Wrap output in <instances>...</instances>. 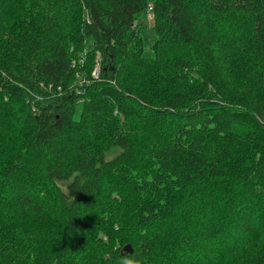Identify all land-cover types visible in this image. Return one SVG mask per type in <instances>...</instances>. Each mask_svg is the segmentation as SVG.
Segmentation results:
<instances>
[{"label":"trees","instance_id":"trees-1","mask_svg":"<svg viewBox=\"0 0 264 264\" xmlns=\"http://www.w3.org/2000/svg\"><path fill=\"white\" fill-rule=\"evenodd\" d=\"M0 264H264V0H0Z\"/></svg>","mask_w":264,"mask_h":264},{"label":"rangeland","instance_id":"rangeland-1","mask_svg":"<svg viewBox=\"0 0 264 264\" xmlns=\"http://www.w3.org/2000/svg\"><path fill=\"white\" fill-rule=\"evenodd\" d=\"M138 21H140L144 26H146L144 28L143 32H142V35L144 37V54L146 56H152L153 55L152 45H153V43L156 40V34H155L154 30L151 28L152 18L146 12V13H143L138 18ZM76 116H77V113H76ZM119 151H120L119 148L113 147L112 149H110V151H108V153L106 154V156H107V158H112L116 154H118ZM66 184H67V181L61 182V185L63 187H65Z\"/></svg>","mask_w":264,"mask_h":264},{"label":"built area","instance_id":"built-area-1","mask_svg":"<svg viewBox=\"0 0 264 264\" xmlns=\"http://www.w3.org/2000/svg\"><path fill=\"white\" fill-rule=\"evenodd\" d=\"M147 13L149 14V16H151V18H153L152 6H149V7H148V11H147ZM96 73H97V71L95 70V71L93 72V74L96 75Z\"/></svg>","mask_w":264,"mask_h":264}]
</instances>
